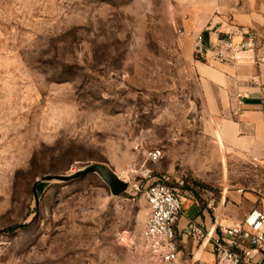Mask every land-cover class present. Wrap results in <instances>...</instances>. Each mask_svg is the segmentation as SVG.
Segmentation results:
<instances>
[{
    "label": "rangeland",
    "instance_id": "374dc122",
    "mask_svg": "<svg viewBox=\"0 0 264 264\" xmlns=\"http://www.w3.org/2000/svg\"><path fill=\"white\" fill-rule=\"evenodd\" d=\"M183 18V0H0V264H149L152 180L183 198L179 227L232 190L264 196L260 159L211 134ZM94 162L126 191L42 180Z\"/></svg>",
    "mask_w": 264,
    "mask_h": 264
},
{
    "label": "crops",
    "instance_id": "0c3cea01",
    "mask_svg": "<svg viewBox=\"0 0 264 264\" xmlns=\"http://www.w3.org/2000/svg\"><path fill=\"white\" fill-rule=\"evenodd\" d=\"M184 18L182 27L184 42L194 47L198 42L210 47L220 32L233 33L238 42L242 38L240 28L257 34L256 48L239 54L232 61L195 62L201 77L202 95L210 109L209 129L215 134L217 142L231 148L234 153L260 159L264 157V115L258 95V86L264 84V63L256 62L254 55H264V0H183ZM240 95V97L238 96ZM213 125V126H212ZM229 201L223 205L220 222L232 224L238 222L252 208L264 212V200L260 195L247 191L232 190ZM225 212V216L223 215ZM213 218L207 215L185 218L182 230L192 221L212 229ZM181 264H187L189 256L199 259L200 264H212L214 254L209 243L190 236H179ZM258 256L250 263L257 262Z\"/></svg>",
    "mask_w": 264,
    "mask_h": 264
},
{
    "label": "built area",
    "instance_id": "2783aa9c",
    "mask_svg": "<svg viewBox=\"0 0 264 264\" xmlns=\"http://www.w3.org/2000/svg\"><path fill=\"white\" fill-rule=\"evenodd\" d=\"M243 35L235 42L233 33L220 32L210 47L197 41L193 54L196 59L207 61H232L239 54L256 48L257 34L240 28ZM264 37V26H262ZM180 31V35H183ZM256 62L264 63V55H254ZM253 82L258 86L261 112L264 115V84ZM240 97V95L238 94ZM162 157L160 148L146 151V159L156 162ZM259 164L264 168V157ZM145 179L151 177L149 170L143 174ZM241 191V190H238ZM143 198L147 205V214L141 230V249L148 258L149 264H181V248L179 236H190L199 244L209 243L214 254L212 264H245L258 256L259 263L264 264V212L258 208L250 209L241 220L232 224L220 222L221 211L214 216L212 229L190 221L182 230L178 229V221L183 210V198L174 189L163 182L152 180L143 189ZM264 200V196L260 197ZM187 264H200L199 259L189 256Z\"/></svg>",
    "mask_w": 264,
    "mask_h": 264
},
{
    "label": "water",
    "instance_id": "95a60500",
    "mask_svg": "<svg viewBox=\"0 0 264 264\" xmlns=\"http://www.w3.org/2000/svg\"><path fill=\"white\" fill-rule=\"evenodd\" d=\"M88 174L98 175L109 187V190L113 196L120 195L128 188V182L126 180L122 179L109 165L101 162H94L84 165L69 174H47L43 176L42 180L69 182L82 178Z\"/></svg>",
    "mask_w": 264,
    "mask_h": 264
},
{
    "label": "trees",
    "instance_id": "16d2710c",
    "mask_svg": "<svg viewBox=\"0 0 264 264\" xmlns=\"http://www.w3.org/2000/svg\"><path fill=\"white\" fill-rule=\"evenodd\" d=\"M14 230H15V227H11L7 231H14Z\"/></svg>",
    "mask_w": 264,
    "mask_h": 264
}]
</instances>
